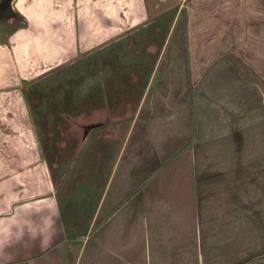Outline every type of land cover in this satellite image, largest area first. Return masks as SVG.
Wrapping results in <instances>:
<instances>
[{"label": "rangeland", "instance_id": "1", "mask_svg": "<svg viewBox=\"0 0 264 264\" xmlns=\"http://www.w3.org/2000/svg\"><path fill=\"white\" fill-rule=\"evenodd\" d=\"M13 1L0 14V41L11 49L24 25ZM192 1L149 0L156 8L124 44L27 81L26 102L46 163L75 165L65 212L78 233L96 231L118 208L117 219L135 210L143 248L156 231L174 253L207 252L215 239L220 264H264V95L232 55L212 60L211 47H199L204 70L193 68L185 31ZM158 199L191 214L187 227L165 206L174 223L156 224Z\"/></svg>", "mask_w": 264, "mask_h": 264}, {"label": "crops", "instance_id": "2", "mask_svg": "<svg viewBox=\"0 0 264 264\" xmlns=\"http://www.w3.org/2000/svg\"><path fill=\"white\" fill-rule=\"evenodd\" d=\"M13 5L24 25L11 40L12 49L0 41V48L9 49H0V264H220L215 239L207 252L180 247L174 253L154 231L141 247L132 226L135 210L119 219V208L114 210L91 233L90 228L84 235L73 229L64 185L75 165L66 174L46 163L42 135L24 94L27 81L40 80L55 66L79 61L109 42L124 44L126 33L135 31L156 6L151 8L149 0H14ZM186 8L192 67L207 66L199 47L213 48L212 60L232 55L237 69H248V85L263 96L264 0H193ZM164 206L187 227L185 220L192 215L159 199L151 217L155 223L167 219L166 225H173Z\"/></svg>", "mask_w": 264, "mask_h": 264}, {"label": "trees", "instance_id": "3", "mask_svg": "<svg viewBox=\"0 0 264 264\" xmlns=\"http://www.w3.org/2000/svg\"><path fill=\"white\" fill-rule=\"evenodd\" d=\"M10 0H2V2L0 3V14L2 15L3 12L7 13H11V9H10ZM6 14V13H5Z\"/></svg>", "mask_w": 264, "mask_h": 264}, {"label": "water", "instance_id": "4", "mask_svg": "<svg viewBox=\"0 0 264 264\" xmlns=\"http://www.w3.org/2000/svg\"><path fill=\"white\" fill-rule=\"evenodd\" d=\"M2 2V0H0V3Z\"/></svg>", "mask_w": 264, "mask_h": 264}, {"label": "flooded vegetation", "instance_id": "5", "mask_svg": "<svg viewBox=\"0 0 264 264\" xmlns=\"http://www.w3.org/2000/svg\"><path fill=\"white\" fill-rule=\"evenodd\" d=\"M260 264V263H259Z\"/></svg>", "mask_w": 264, "mask_h": 264}]
</instances>
